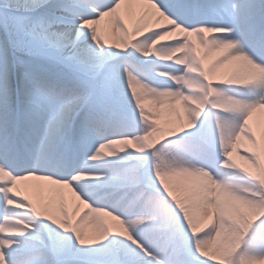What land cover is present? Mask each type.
Segmentation results:
<instances>
[{"label": "snow or ice", "instance_id": "1", "mask_svg": "<svg viewBox=\"0 0 264 264\" xmlns=\"http://www.w3.org/2000/svg\"><path fill=\"white\" fill-rule=\"evenodd\" d=\"M0 264H264V0H0Z\"/></svg>", "mask_w": 264, "mask_h": 264}]
</instances>
